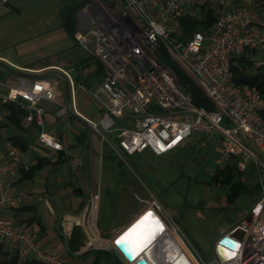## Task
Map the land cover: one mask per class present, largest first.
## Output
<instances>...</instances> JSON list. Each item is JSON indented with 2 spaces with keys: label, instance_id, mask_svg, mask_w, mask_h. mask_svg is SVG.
<instances>
[{
  "label": "built area",
  "instance_id": "2783aa9c",
  "mask_svg": "<svg viewBox=\"0 0 264 264\" xmlns=\"http://www.w3.org/2000/svg\"><path fill=\"white\" fill-rule=\"evenodd\" d=\"M226 5V0L218 2L217 18L209 31H195L187 38L180 20L198 15V0H89L84 6L91 26L77 30L74 40L101 65L97 93L104 96V111L96 121L78 117L109 144L108 134L117 132L116 144L111 146L118 156L148 151L161 157L181 148L195 134L216 136L221 152L215 166L233 165L241 173L254 166L264 173V93L237 85L231 70L236 59L243 57L250 75L264 76V27L245 9H226ZM170 62L197 85L213 111L194 105L188 85ZM57 85V81H35L27 89L9 87L8 94L0 93L1 104L15 103L26 111L24 123H35L40 129L34 145L24 152L6 143L9 158L0 164V211L17 207L11 188L19 174L29 170L26 155L35 146L62 151L60 143L43 130L45 110L38 106L42 101L57 103ZM261 186L248 215L250 223L235 227L244 231L242 240L230 238L238 247H225L232 257L221 259L217 243V260L210 264H264V183ZM152 205L154 210L144 214L156 213L165 226L159 242H169L187 258L156 259L157 263L208 264L187 246L164 210L156 202ZM0 245L17 249L22 260L74 264L44 247L30 230L1 217Z\"/></svg>",
  "mask_w": 264,
  "mask_h": 264
},
{
  "label": "crops",
  "instance_id": "0c3cea01",
  "mask_svg": "<svg viewBox=\"0 0 264 264\" xmlns=\"http://www.w3.org/2000/svg\"><path fill=\"white\" fill-rule=\"evenodd\" d=\"M226 1L228 3V0ZM88 2L89 0H8L5 2L0 0V64L3 65H0V93L8 94L9 87L27 89L35 81H57L58 84L57 103L49 104L42 101L38 106L45 110L42 118L43 130L60 143L62 151L57 152L35 146V149L26 155L25 160L29 164V169L37 167L32 177L20 181L22 173L25 172L22 171L11 188V193L17 202V207L13 209L14 217L16 221H19L17 227L32 231L31 228L38 225L40 230L37 236L34 235L48 249L50 243L43 239L47 234V228L41 221L45 214L49 217L50 229L56 231V233L53 232L56 247L59 244L64 246L63 236H66L68 241L73 227L76 226L81 232L86 250L92 247V251H95L100 250L101 247H107L104 243L110 235L113 237V234L119 231L114 238H111L113 243L121 234L120 232L143 218L147 214H144L146 211L154 210L148 208L150 201H145L144 206H133V195L127 194V185L125 184L124 190L120 189L119 179L112 173L107 177V185L111 188L114 185L118 189L112 204L114 215L111 214L106 231L101 232L98 227L103 163L106 158L112 159L114 156L111 144H116L117 137L108 136L110 144L102 141L82 118L78 117L80 115L85 119L96 121L104 111L102 104L104 96L97 93L102 77L101 65L75 42L74 36L72 38L69 35L62 18L63 13L73 12L76 31L88 29L91 26L90 14L83 10ZM4 105L6 104L0 103V136L5 138V145L6 143L14 145V142L25 145L24 149L14 145L24 152L28 145H34L40 129L35 123L30 125L24 123V118L16 125L14 122L17 121V116L11 115L10 108ZM195 139H201V146L205 145L202 142L204 137ZM205 139L208 142L205 145L207 152L213 149L210 146L220 147L218 156L221 152L219 138L211 136ZM186 142L181 148L161 157L148 151L135 155H123L132 157L139 163L140 171L147 172L146 177L156 189L157 195L158 191L165 189L167 181H169L168 184H172L178 180L174 175V169L179 166L183 169L188 167L186 158L187 155L194 153L190 149L194 147L193 143L186 145ZM144 157L157 160L158 166L154 169L150 164L147 165ZM191 157L189 156V159ZM8 158V150L0 152V164ZM172 161L176 163L168 164ZM148 169H151L150 172ZM245 172H242L239 178L244 180L248 188H252L256 183L250 181L249 176L243 178ZM76 182L77 186H75ZM128 184L133 183L129 181ZM191 190L189 196L191 192L197 190L196 185ZM89 193L91 202L87 209L78 217L70 215L69 213H76L85 205L84 200L86 197L88 199ZM247 194L251 195L252 207L259 198L260 192L253 190ZM189 196L190 202L192 199ZM169 202L174 209L172 199L169 198ZM156 203L161 208L166 207L159 198ZM8 210L12 209L1 210L0 217L11 220L4 217L9 213ZM22 215L25 217L19 218ZM60 215L62 217L56 227ZM154 215L156 217L157 214L154 213ZM167 216L169 217L168 213ZM95 218L97 228H93ZM184 219L190 226V218H184V215L180 223L184 225ZM159 221L162 224L160 219ZM237 226H242L241 222L231 229ZM97 232L100 237L96 234ZM222 238H218V241ZM64 250H66L65 247ZM56 252L74 264L76 262L73 258L80 256L78 253L76 254L79 256L71 254L72 257H70L67 252V255L58 250ZM92 260L93 258L88 264Z\"/></svg>",
  "mask_w": 264,
  "mask_h": 264
},
{
  "label": "rangeland",
  "instance_id": "374dc122",
  "mask_svg": "<svg viewBox=\"0 0 264 264\" xmlns=\"http://www.w3.org/2000/svg\"><path fill=\"white\" fill-rule=\"evenodd\" d=\"M219 1L220 0H198V5L207 3L209 6H212L218 11ZM236 7L248 11L252 20L264 27V0H228L227 7L225 8L232 9ZM108 136L111 138L116 137L117 132L108 134ZM195 138H201V135L195 134L186 142V145L193 143L194 147H190L191 152H194L191 153V159L186 158L188 167L183 169L179 166L174 169V175L178 180L172 184H168L167 182L169 181H167L165 183V189L158 191L157 195L156 189L153 188L149 179L146 177L148 174L145 173L147 172L140 171V168L138 167L139 163L134 161L132 157H127L123 154L120 157L113 151L114 156L112 159L106 158L104 160L102 169V184L100 185L99 191L100 202L98 211V227L100 231H106L112 217L111 214L114 215V212L112 211V204L114 203L115 192L118 189L114 185L112 188L107 185V177L114 173L117 179H119L120 189L124 190V186L126 184L128 188L126 190L127 194L133 195V206H144L145 201H150L151 203H149L148 208L154 209L152 203H155L159 198V200L166 206L164 207L160 204L165 214L167 215L168 213L171 220L175 224H178L182 235L188 242L187 246L189 248L191 246L192 251L205 263L210 264L211 262L217 260L215 259L214 245L220 241H218V238L226 236L232 230L231 228L238 222H241L243 226H247L250 223V217L248 215L251 208V195L246 193L243 196H240L234 204L227 205L225 199L227 188H217L213 185L209 186L205 183L207 180L205 174L209 175L214 171L212 164L214 165V159L219 153L220 147L210 146V148L213 149L210 152H207L205 145L208 144V142L205 137L202 140L205 144L204 146H201V139L197 140ZM4 139L5 138H3V136H0V152L8 150L4 144ZM188 153H190L189 150ZM144 158L145 162L147 161V165L150 164L154 169L158 166L157 160L148 159V157ZM175 163V161H172L168 164L174 165ZM150 170L148 169V172H150ZM248 176L250 177V181H254L255 183H264V173L260 168L257 169L254 166H250L242 177L245 178ZM129 181H132L133 184L129 185ZM77 185L78 183L76 182L75 186ZM195 185L197 190L195 192H191L189 196L190 190L192 187H195ZM135 194L137 195L134 196ZM188 196L192 199L190 202ZM169 198L173 201L174 209L169 205ZM86 202L87 197L84 200V203ZM200 205L201 207H199ZM8 212L9 213L4 215V217L11 219L14 222V225L17 226V222L19 221H16L14 217L15 210H8ZM183 215L184 218H190V226L187 225L185 219L183 222L184 225L180 223ZM24 217L25 216L22 215L19 218ZM41 221L47 228V234H45L43 239L44 241L50 243L48 244L49 249L52 252H56V250H58V252L67 255V251L64 250L63 245L59 244V246L56 247L54 244L56 239L53 232L56 233V231L50 229L49 217L47 214L43 215V219L41 218ZM93 228H97V219L96 222H94ZM31 229V232L37 236L40 227L38 225H34ZM118 233L119 231L114 233L113 237L110 235L106 243H103L112 247L113 243L111 238H114V236ZM96 234L100 237L98 232ZM214 238H216L215 241ZM102 248L103 247H101V249ZM103 253H109L108 249L103 251ZM92 258L93 256L91 254H86L84 257L73 259L76 264H88L89 260ZM121 259L124 258L122 257Z\"/></svg>",
  "mask_w": 264,
  "mask_h": 264
},
{
  "label": "trees",
  "instance_id": "16d2710c",
  "mask_svg": "<svg viewBox=\"0 0 264 264\" xmlns=\"http://www.w3.org/2000/svg\"><path fill=\"white\" fill-rule=\"evenodd\" d=\"M198 15L190 16L185 15L180 20L181 31L183 32V37H189L195 31H209L211 26L214 24L217 18V10L212 6H209L207 3H203L197 6ZM63 23L64 27L68 31L69 35L73 38L74 33L76 32V21L74 19L73 12L63 13ZM237 64L232 67V80L237 85H249L256 87L264 93V76L261 73L257 75H250L249 69L245 68V65L248 63H244V58L240 57L236 59ZM172 68L181 75V81L183 84H187V91L193 97L194 105L198 107H205L209 111H213L214 108L209 103V101L204 97L201 90L197 87V85L191 81L188 77H186L181 71L170 62ZM9 107L11 110V115L17 116V121L14 122L16 125L21 122V120L26 116V111L19 109L16 105L8 103L4 105ZM12 122V123H13ZM16 146L24 149L26 146L20 144L19 142L13 143ZM192 156V154L187 155V158ZM214 171L211 174H205L207 180L205 183L207 185H213L217 188H227L225 193V199L227 205H232L236 202V200L243 194L251 193L253 190L260 192L261 186L260 183H256L252 188H248L245 184L244 180H241L239 176L242 174L238 172L237 169L233 165H226L223 169L218 168L213 165ZM35 168L32 167L28 171L22 173V180H28L32 177ZM198 182V181H195ZM67 254L71 256V254H80L79 257H84L86 254H91L93 256V260L90 264H122L118 258L111 252L107 247H103L100 250H95L89 253H85L86 247L83 246V238L81 236V232L78 227H73L71 231V235L67 241ZM108 249L109 253H103ZM80 252V253H79ZM0 264H39L37 261L33 259H25L22 260L19 257V253L17 249L6 247L4 245H0Z\"/></svg>",
  "mask_w": 264,
  "mask_h": 264
},
{
  "label": "water",
  "instance_id": "95a60500",
  "mask_svg": "<svg viewBox=\"0 0 264 264\" xmlns=\"http://www.w3.org/2000/svg\"><path fill=\"white\" fill-rule=\"evenodd\" d=\"M1 66H3L2 64H0ZM89 192V191H88ZM91 202V197H90V193L88 194V199L87 202L85 203V205L76 213H69L70 215H72L73 217H78L79 215L82 214V212L85 210L86 207L89 206V203ZM61 215L58 217V221H57V225L56 227H58L59 221L61 219ZM138 220L132 224H130V226H128V228H126L125 230H123L122 232H120L121 234H119V236L116 237V239L113 241V246H107V248L109 249V251H111L117 258L118 260L122 263V264H151L150 261H148L144 256H139V254L145 250L143 249L139 254L135 253L131 250V247L128 244H123V245H118L117 244V240L120 239L124 234H126L134 225L135 223H137ZM244 236V231L241 228H235L231 233L228 234V236H224L222 239H220V241L218 242V247H217V252L220 256L221 259L226 260L223 255H221V251H228L225 247H231V244H233L234 242L230 239V238H234L236 240H242ZM64 237V247L67 250V237ZM93 248L89 247L86 250L87 252L92 251ZM74 256H79L77 254H73ZM124 259H121V258Z\"/></svg>",
  "mask_w": 264,
  "mask_h": 264
},
{
  "label": "snow or ice",
  "instance_id": "6c2138e0",
  "mask_svg": "<svg viewBox=\"0 0 264 264\" xmlns=\"http://www.w3.org/2000/svg\"><path fill=\"white\" fill-rule=\"evenodd\" d=\"M160 230L159 222L154 220L151 213L146 214L129 232L117 240L118 245L128 244L134 254L148 246L156 233ZM230 259L231 256L229 255Z\"/></svg>",
  "mask_w": 264,
  "mask_h": 264
},
{
  "label": "bare ground",
  "instance_id": "6f19581e",
  "mask_svg": "<svg viewBox=\"0 0 264 264\" xmlns=\"http://www.w3.org/2000/svg\"><path fill=\"white\" fill-rule=\"evenodd\" d=\"M86 209H87V207L85 208V210ZM151 214H152L153 219L154 220H157L159 222L160 230L156 233V235L154 236V238L150 241V243L148 244V246L146 247V249L144 248L145 250H143L142 252L141 251L138 252V254L141 252L138 257L144 256L152 264H158L157 261H156V259H187L186 257H184V255H183L184 253L178 251V249L173 250L169 246V242L166 243V244H164L162 242H159V241L162 240V238H158V237H160L161 234L166 231L165 230L166 228H164L162 226V224L160 223L157 215H156V217H157V219H156V217L154 215V212H151ZM136 224L137 223H135V225ZM165 246H166V248H164ZM133 247H134V245H132L131 250H132ZM231 247L234 248V250H235L238 246H237V244L236 245L231 244ZM220 253H221V255H223V257L225 259H229L228 258L229 255L232 257V253L229 252V251H227V252L226 251L225 252L224 251H221ZM174 264H181V263L180 262H178V263L175 262Z\"/></svg>",
  "mask_w": 264,
  "mask_h": 264
}]
</instances>
